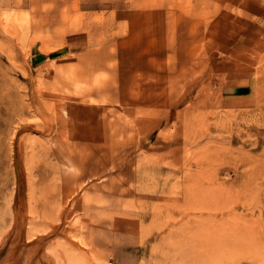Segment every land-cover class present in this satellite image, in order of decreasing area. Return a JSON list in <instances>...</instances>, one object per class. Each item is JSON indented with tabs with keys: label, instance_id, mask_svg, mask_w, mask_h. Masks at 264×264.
Returning a JSON list of instances; mask_svg holds the SVG:
<instances>
[{
	"label": "rangeland",
	"instance_id": "1",
	"mask_svg": "<svg viewBox=\"0 0 264 264\" xmlns=\"http://www.w3.org/2000/svg\"><path fill=\"white\" fill-rule=\"evenodd\" d=\"M0 226V264H264V0H0Z\"/></svg>",
	"mask_w": 264,
	"mask_h": 264
},
{
	"label": "bare ground",
	"instance_id": "2",
	"mask_svg": "<svg viewBox=\"0 0 264 264\" xmlns=\"http://www.w3.org/2000/svg\"><path fill=\"white\" fill-rule=\"evenodd\" d=\"M5 236H6L5 235V228L3 226H0V243L3 241ZM56 242L55 243L58 245H55V243L54 244L52 243V244H50V246L48 245L49 249L47 248L48 251H46L48 253V255L50 256V257H48L50 259V263L51 264H75V260H73L72 257H70L71 255L69 256V254H71V252L69 250H71V249L69 248V250L67 252V247H65L66 250L63 247L64 243H63V245H61L63 248L59 246L60 243L62 244V241L61 242L56 241ZM80 259H82V262H83V258H80ZM82 262H81V264H82ZM84 262H85V260H84ZM84 262H83V264H84Z\"/></svg>",
	"mask_w": 264,
	"mask_h": 264
}]
</instances>
